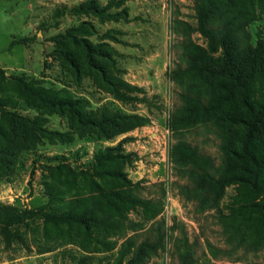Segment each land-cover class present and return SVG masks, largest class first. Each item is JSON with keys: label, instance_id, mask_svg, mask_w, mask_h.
Here are the masks:
<instances>
[{"label": "rangeland", "instance_id": "1", "mask_svg": "<svg viewBox=\"0 0 264 264\" xmlns=\"http://www.w3.org/2000/svg\"><path fill=\"white\" fill-rule=\"evenodd\" d=\"M196 3L0 0V111L36 118L39 126L34 144L11 148L12 164L0 173L3 215H20L18 221L0 225V264H180L182 252L188 253L191 264H264L260 239L264 220L256 224L243 220L242 226L230 227V220L223 217L234 201L236 184L226 187L218 207L204 206L190 190L188 173L170 159L171 145L184 140L219 162L218 140L207 127L177 132L169 128L184 90V76L178 73L186 64L185 46L207 45L196 29ZM256 10L257 19L248 26L253 40L264 38V11L260 6ZM86 41L99 50L92 53V64L109 59L105 62L111 76L140 88L126 91L135 99L122 101L109 87L97 84ZM98 52L105 55L99 57ZM23 81L79 100L77 110L85 117L101 118L108 111L138 114L145 122L104 138L93 127H80L69 113L39 108ZM106 146L119 155L116 166L130 182L123 184L148 203L144 207L134 202L112 211L116 223L108 229L86 234L73 223L61 226L64 233H58L36 209L49 200L54 188L64 199L85 193L80 180L84 170L88 180L108 179L117 187L118 181L95 164L94 154ZM58 165L69 166L73 173L66 167L59 172ZM69 176H76L77 183ZM233 229L237 235L244 232L242 243Z\"/></svg>", "mask_w": 264, "mask_h": 264}, {"label": "trees", "instance_id": "2", "mask_svg": "<svg viewBox=\"0 0 264 264\" xmlns=\"http://www.w3.org/2000/svg\"><path fill=\"white\" fill-rule=\"evenodd\" d=\"M257 6L264 11V0H197L196 29L206 38L207 45L186 44V64L178 73L184 76L181 105L169 119V128L173 132L204 126L217 138L218 163L210 154L184 140L174 142L169 155L174 164L188 173L192 182L190 190L204 206L218 207L226 187L236 184L232 206L228 207V215L223 216L230 220V227L242 226L243 220L256 221L254 224L264 220L261 219L264 217V38L257 36L253 40L248 28L257 19ZM84 46L88 63L90 61L89 64L97 69V84L109 87L111 93L122 101L135 99L126 91H138L140 88L111 76L105 62L109 59H96L92 64V53L99 50L87 41ZM97 54L99 57L105 55L102 52ZM21 85L40 104L39 108L45 105L57 112L69 113L80 127H93L94 132L104 138L129 131L145 122L144 117L138 114L108 111H104L101 118L85 117L77 110L79 100L62 95L60 90L30 86L25 81ZM0 122L1 173L12 164L8 157H13L15 152L10 149L30 148L29 145L34 144L37 138L39 126L36 118L5 110L0 111ZM27 140L31 143L25 146ZM113 148L106 146L100 149L94 154V160L96 167L107 177L118 181L117 187H112L108 179L103 182L94 178L88 180L84 170L80 173V180L85 193L64 199L52 186L54 189H51L52 194L48 193L49 200L36 209L38 217L46 224L50 223L60 234L64 233L61 226L70 227L73 223L82 226L89 234L91 230L112 227L116 220H111L110 213H117L121 206L137 202L145 207L149 199L136 195L132 188L123 184L129 180L116 166L115 159L119 155L111 152ZM58 166L59 172L63 167L71 171L69 166ZM72 180L77 183L74 178ZM68 181L64 184L67 185ZM60 185L63 187V183ZM0 211H3L0 212V225L3 227L20 219L19 214L6 218L3 205ZM262 224L260 239L264 240V221ZM240 233L237 235V230L233 229L232 234L237 235L238 243L243 240L244 232ZM178 257L180 264H191L187 252L180 253Z\"/></svg>", "mask_w": 264, "mask_h": 264}]
</instances>
